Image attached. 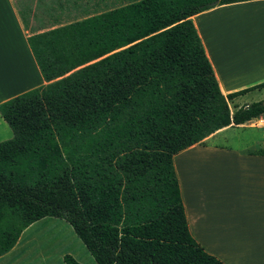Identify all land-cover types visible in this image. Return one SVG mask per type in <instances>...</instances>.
<instances>
[{
    "label": "trees",
    "instance_id": "obj_1",
    "mask_svg": "<svg viewBox=\"0 0 264 264\" xmlns=\"http://www.w3.org/2000/svg\"><path fill=\"white\" fill-rule=\"evenodd\" d=\"M235 1L125 0L27 36L44 83L0 103V256L52 217L92 264H224L189 231L173 156L264 114L230 110L264 81L223 95L190 19Z\"/></svg>",
    "mask_w": 264,
    "mask_h": 264
},
{
    "label": "crops",
    "instance_id": "obj_2",
    "mask_svg": "<svg viewBox=\"0 0 264 264\" xmlns=\"http://www.w3.org/2000/svg\"><path fill=\"white\" fill-rule=\"evenodd\" d=\"M190 19L223 95L264 81V0L214 5ZM32 32L39 31H30L16 1L0 0V103L44 83L26 41ZM257 89L229 104L250 103L243 98L259 96ZM262 116L220 128L173 156L189 231L224 264H264V126L252 124ZM233 129L243 133L240 144L214 141ZM10 137L0 117V141Z\"/></svg>",
    "mask_w": 264,
    "mask_h": 264
},
{
    "label": "rangeland",
    "instance_id": "obj_3",
    "mask_svg": "<svg viewBox=\"0 0 264 264\" xmlns=\"http://www.w3.org/2000/svg\"><path fill=\"white\" fill-rule=\"evenodd\" d=\"M15 1L30 31H44L51 26L68 23L118 4V1L114 0ZM257 90L262 91L259 96L249 94L243 100L252 102L263 99L264 87ZM229 105L232 110L234 107L232 104ZM242 136L241 130L233 129L214 141L224 145H238ZM227 189V185L222 186L223 193H226ZM64 254H70L83 264L93 263L90 254L63 219L44 217L21 232L13 249L0 258V264H63L61 259Z\"/></svg>",
    "mask_w": 264,
    "mask_h": 264
},
{
    "label": "built area",
    "instance_id": "obj_4",
    "mask_svg": "<svg viewBox=\"0 0 264 264\" xmlns=\"http://www.w3.org/2000/svg\"><path fill=\"white\" fill-rule=\"evenodd\" d=\"M252 124L257 126V127L264 126V116L255 118L254 121L252 122Z\"/></svg>",
    "mask_w": 264,
    "mask_h": 264
}]
</instances>
